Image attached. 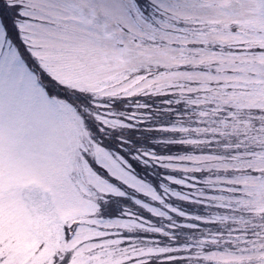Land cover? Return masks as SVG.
<instances>
[{
  "label": "snow or ice",
  "instance_id": "6c2138e0",
  "mask_svg": "<svg viewBox=\"0 0 264 264\" xmlns=\"http://www.w3.org/2000/svg\"><path fill=\"white\" fill-rule=\"evenodd\" d=\"M0 264H264V0H0Z\"/></svg>",
  "mask_w": 264,
  "mask_h": 264
}]
</instances>
